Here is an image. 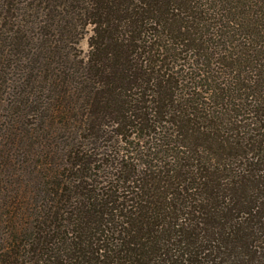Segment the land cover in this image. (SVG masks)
I'll return each instance as SVG.
<instances>
[{
    "label": "trees",
    "instance_id": "16d2710c",
    "mask_svg": "<svg viewBox=\"0 0 264 264\" xmlns=\"http://www.w3.org/2000/svg\"><path fill=\"white\" fill-rule=\"evenodd\" d=\"M0 264H264V0H0Z\"/></svg>",
    "mask_w": 264,
    "mask_h": 264
},
{
    "label": "rangeland",
    "instance_id": "374dc122",
    "mask_svg": "<svg viewBox=\"0 0 264 264\" xmlns=\"http://www.w3.org/2000/svg\"><path fill=\"white\" fill-rule=\"evenodd\" d=\"M88 33H90V30L88 31ZM88 35L89 34H87L86 36H85V38L83 39V40H81V42H80V48L83 50V52H84V54H87V52L89 51V47H88Z\"/></svg>",
    "mask_w": 264,
    "mask_h": 264
}]
</instances>
